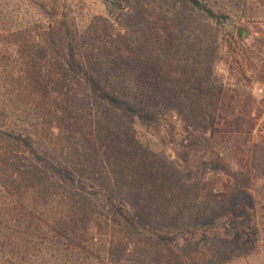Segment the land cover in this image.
Listing matches in <instances>:
<instances>
[{"label": "rangeland", "instance_id": "374dc122", "mask_svg": "<svg viewBox=\"0 0 264 264\" xmlns=\"http://www.w3.org/2000/svg\"><path fill=\"white\" fill-rule=\"evenodd\" d=\"M201 2L0 0V264H264V0Z\"/></svg>", "mask_w": 264, "mask_h": 264}, {"label": "trees", "instance_id": "16d2710c", "mask_svg": "<svg viewBox=\"0 0 264 264\" xmlns=\"http://www.w3.org/2000/svg\"><path fill=\"white\" fill-rule=\"evenodd\" d=\"M187 1H189L196 8L205 12L207 15L209 16L214 15V12L212 11V9L208 7L207 5H205L203 2H201V0H187ZM104 97L108 99L109 101H111L114 105H116L121 110L134 116L141 125L154 126L160 123L161 115L152 110L138 109L133 105L125 104L121 102L116 97L110 94H107V93H104ZM247 114L250 115V112L248 111ZM255 119L256 118H234L235 121L232 119V122L230 123L235 122L236 125H238L239 127L238 129H240L239 132H241L242 126L246 122L248 123V132H251L252 129L255 127ZM124 215L138 229L142 231H150L152 235L158 238H161V239H165L167 237V234H165L164 232H161L155 229L152 230L148 228L147 226H145L137 217L131 214L128 210H124Z\"/></svg>", "mask_w": 264, "mask_h": 264}]
</instances>
